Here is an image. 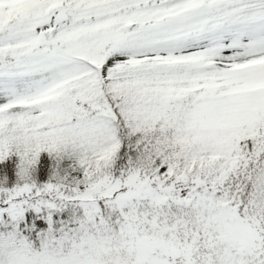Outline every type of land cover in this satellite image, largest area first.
<instances>
[{
	"label": "snow or ice",
	"instance_id": "6c2138e0",
	"mask_svg": "<svg viewBox=\"0 0 264 264\" xmlns=\"http://www.w3.org/2000/svg\"><path fill=\"white\" fill-rule=\"evenodd\" d=\"M0 264H264V0H0Z\"/></svg>",
	"mask_w": 264,
	"mask_h": 264
}]
</instances>
